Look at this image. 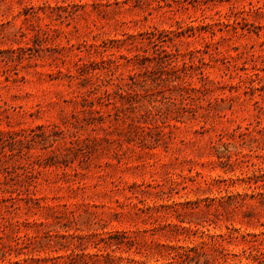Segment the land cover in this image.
I'll return each instance as SVG.
<instances>
[{
  "label": "rangeland",
  "instance_id": "374dc122",
  "mask_svg": "<svg viewBox=\"0 0 264 264\" xmlns=\"http://www.w3.org/2000/svg\"><path fill=\"white\" fill-rule=\"evenodd\" d=\"M0 264H264V0H0Z\"/></svg>",
  "mask_w": 264,
  "mask_h": 264
}]
</instances>
